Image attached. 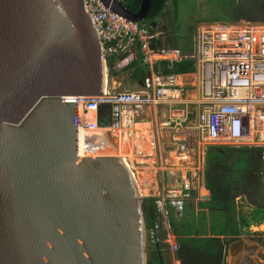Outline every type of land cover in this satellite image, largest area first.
Wrapping results in <instances>:
<instances>
[{
    "label": "water",
    "instance_id": "95a60500",
    "mask_svg": "<svg viewBox=\"0 0 264 264\" xmlns=\"http://www.w3.org/2000/svg\"><path fill=\"white\" fill-rule=\"evenodd\" d=\"M102 1L135 20L152 3ZM108 80L85 0H0V264H148L135 174L116 154L80 156L78 104L66 99ZM97 121L90 137L117 145L111 104Z\"/></svg>",
    "mask_w": 264,
    "mask_h": 264
},
{
    "label": "built area",
    "instance_id": "2783aa9c",
    "mask_svg": "<svg viewBox=\"0 0 264 264\" xmlns=\"http://www.w3.org/2000/svg\"><path fill=\"white\" fill-rule=\"evenodd\" d=\"M123 1V0H120ZM85 7L99 33L107 73L135 60L151 69L134 90L112 91L100 95L66 98L76 101L83 112L94 110L96 118L84 123L90 131L101 128L97 113L103 104L112 106L114 133L136 123L144 107L161 106V143L175 157L184 159L200 146L227 139L252 140L264 146V24L213 22L200 27L190 52L161 45L168 30L157 19L135 20L112 10L102 0H85ZM190 57L200 77L199 92L189 94V84L176 73L152 67L159 61L170 64ZM110 78V77H109ZM80 120V115H79ZM176 175V173H174ZM198 175L184 171L177 184L155 199L158 218L146 228V242L162 241L177 250L172 216H181L192 197Z\"/></svg>",
    "mask_w": 264,
    "mask_h": 264
},
{
    "label": "trees",
    "instance_id": "16d2710c",
    "mask_svg": "<svg viewBox=\"0 0 264 264\" xmlns=\"http://www.w3.org/2000/svg\"><path fill=\"white\" fill-rule=\"evenodd\" d=\"M224 6L215 9L209 17L203 19L213 22H239L241 17L236 7L237 0H224ZM264 3V0H261ZM127 7L138 11L142 0H123ZM169 3L174 10L175 33L169 36L167 45L164 38L161 45L181 48L190 52L193 39L183 33L180 17L181 0H152L147 19L160 17ZM264 22V21H257ZM256 22V23H257ZM164 73L183 74L195 70V61L185 57L170 64L159 61L152 67ZM148 64L140 60L133 61L122 68L130 73L134 82H138L150 71ZM118 69L111 68L109 77ZM264 146H206L205 185L211 192L209 200H201L198 208L188 200L181 216H172V225L177 235V255L181 264H222L225 242L242 235H252L253 225L264 223ZM192 196L195 191L191 189ZM156 197L147 196L143 200L146 228L150 229L157 221ZM223 236V238H222ZM165 244L162 241L147 243L148 264H163Z\"/></svg>",
    "mask_w": 264,
    "mask_h": 264
},
{
    "label": "rangeland",
    "instance_id": "374dc122",
    "mask_svg": "<svg viewBox=\"0 0 264 264\" xmlns=\"http://www.w3.org/2000/svg\"><path fill=\"white\" fill-rule=\"evenodd\" d=\"M224 0H181L180 3V17L179 21L181 23L182 32L189 35L194 39V35L200 27L204 25H209L208 22L203 21V19L210 16V14L218 9L220 6H224ZM236 7H238V14L241 19L240 23L244 24H258L264 22V3L261 0H237ZM174 10L171 3L162 14L160 22L164 27L167 28L169 35L175 33V21ZM257 22V23H256ZM169 38V36H168ZM168 38H164V42L167 45ZM138 82H134L130 73L126 70L118 69L116 74L109 78V88L112 91L118 90H134L138 88ZM155 112V111H154ZM154 112L151 109H148L146 114L142 117H138L137 120H144L150 123V129L152 131L153 140L155 144L154 153H146L142 150H139L138 147H135L132 160H130L131 169L136 175V179L142 173H146L149 176V185L146 184L145 178L142 179V191H140L144 197L147 196H158L162 195L165 189L172 187V185L177 184V177L181 176L179 169H184L188 171L189 169L200 170L199 174L201 175V182L203 172H204V162L203 165H200L198 162V157L196 159L194 156L190 155L184 159H179L170 153L167 149L163 147L159 138V129L160 121L155 118ZM85 113H91L96 116L95 111H86ZM141 118V119H139ZM95 119H90L85 121L86 123L93 121ZM79 125L82 128H86L85 124L82 123V118L79 120ZM84 125V127H83ZM100 129V128H99ZM95 131V130H94ZM92 132V131H91ZM120 133V132H118ZM112 136H115L111 132ZM117 138V136H116ZM104 140V139H103ZM106 140V139H105ZM108 147L111 151L109 153H103L98 151H87L85 155H114L116 152L112 148H115L114 143L109 142ZM117 144V139H116ZM214 145H232V146H245L253 145L252 140H233L227 139L219 143H212ZM210 145V144H209ZM112 152V153H111ZM117 154V153H116ZM119 154V153H118ZM81 155V154H80ZM84 155V154H82ZM122 155V153H120ZM127 156H132L129 151H127ZM192 156V157H191ZM197 156V155H195ZM264 161V159H263ZM264 166V163H263ZM203 170V171H202ZM176 173V175H174ZM152 175V176H151ZM139 178V177H138ZM176 179V180H175ZM263 180V191H264V175ZM144 181V182H143ZM148 191H147V190ZM194 189V188H193ZM202 200V197L196 195V197H191L190 201L194 203L195 207L198 208V203ZM261 226H252L251 230L254 232L252 235H242L236 240H232L230 246L229 262L228 264H264V223L260 224ZM245 239H252L253 242L246 243ZM165 252V261L167 264H173V256L176 251L172 247L165 245L163 248ZM175 252V253H174ZM148 256V254H147ZM231 258V259H230Z\"/></svg>",
    "mask_w": 264,
    "mask_h": 264
},
{
    "label": "bare ground",
    "instance_id": "6f19581e",
    "mask_svg": "<svg viewBox=\"0 0 264 264\" xmlns=\"http://www.w3.org/2000/svg\"><path fill=\"white\" fill-rule=\"evenodd\" d=\"M69 97L75 98L74 96H69ZM91 111H94V110H91ZM78 112H79L80 118H82V123H85V121H89L90 119L96 118V116L92 115L91 113H84L82 106L78 107ZM134 124L130 125L128 128H125L124 130L119 129L118 132L120 133L116 132L117 145L115 146V148H112L117 153L115 154L121 156L125 160V162L129 165V167H131L130 160H132L133 156H127V151H129V153L132 154V152L134 153L135 147H138L139 150H142L146 153L153 154L154 149H155L153 140H152V133L149 131H143V130H147L146 127L150 128V123L142 122V123H136L135 125ZM133 126H134V129L132 130ZM92 133L93 132H91L90 130L86 128H82L79 125L78 127V152L79 154H81L80 156H84L87 151H93V150L94 151L96 150L98 152H103V153H109V151L111 150L109 149L108 143L106 142V140L105 139L103 140L100 137L91 138L90 135ZM93 139H95V141ZM120 153H122V155H120ZM138 177H137V185H138L139 190L142 191L143 190L141 187L142 179L145 178L146 184L149 185V176L146 175V173H142Z\"/></svg>",
    "mask_w": 264,
    "mask_h": 264
},
{
    "label": "crops",
    "instance_id": "0c3cea01",
    "mask_svg": "<svg viewBox=\"0 0 264 264\" xmlns=\"http://www.w3.org/2000/svg\"><path fill=\"white\" fill-rule=\"evenodd\" d=\"M179 75V80L180 81H183V82H185V83H188L189 84V94H190V96H192V97H195L196 95H197V93L199 92V86H200V77H199V74H198V72H197V70L195 69L194 71H192V72H188V73H183V74H178ZM142 80V79H141ZM140 82V81H139ZM148 109H151L153 112H154V115H155V118L156 119H158V121H160V126H161V121H162V119H163V117H164V115H165V109L163 108V107H161V106H150V107H144L143 109H141L140 111H139V113L137 114V117H136V123H142V122H145V123H147V121H145V119L143 120H137V118L138 117H142V116H144L145 114H146V112H147V110ZM139 119H141V118H139ZM135 123V124H136ZM149 123V122H148ZM134 124V125H135ZM160 126L158 127V129H159V132H158V134H159V138H160V140H161V129H160ZM134 129V126H133V128H132V130ZM146 129L147 130H143V131H149V132H151L152 133V131L150 130V128L149 127H146ZM131 130V131H132ZM130 131V132H131ZM129 132V133H130ZM128 133V134H129ZM152 140H153V135H152ZM153 144H154V140H153ZM162 144V143H161ZM163 145V144H162ZM251 146H259V145H256V144H254L253 143V145H251ZM154 148H155V144H154ZM132 156H133V152H132V154H131ZM191 155L192 156H194V158L196 159V157H198V162L200 163V165H203V162H204V165H205V156H206V146H200L197 150H194L193 152H191ZM195 155H197V156H195ZM191 156V157H192ZM264 157V156H263ZM180 171V174L182 173V172H184L185 170L184 169H179ZM189 171H191L190 169H189ZM192 171H196L195 169H192ZM203 171V170H202ZM197 172H198V175H200L199 174V172H200V170H197ZM204 174H203V177H205V166H204V172H203ZM178 179L180 178V176L179 177H177ZM201 175L198 177V179H197V182H196V184H195V186H194V191H195V196H192V197H196V195H199L200 197H202V200H209L210 199V197H211V192H210V190L206 187V185H205V182L203 181V184H202V182H201ZM176 180V179H175ZM202 180H205V178H203ZM207 191H209V197H208V195H207ZM190 200V199H189ZM253 226H256V227H258V226H261L260 224L259 225H253ZM222 238H223V236H222ZM238 239V238H237ZM176 242H177V235H176ZM236 240V239H235ZM245 242L246 243H252L253 242V240L251 239H245ZM231 244H232V241H230V242H225V244H224V251H223V256H222V264H223V261H224V256H225V253L227 252V264H228V262H229V254H230V252H229V250H230V246H231ZM174 250V249H173ZM174 251H176L177 252V250H174ZM175 253V252H174ZM231 259V258H230ZM163 264H167V262L165 261V252H164V257H163ZM173 264H181V260L178 258V255H177V253H175L174 254V256H173Z\"/></svg>",
    "mask_w": 264,
    "mask_h": 264
}]
</instances>
